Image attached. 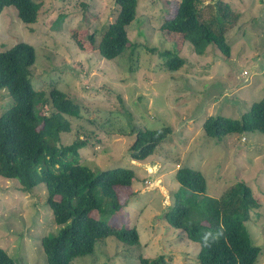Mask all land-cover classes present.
<instances>
[{
	"label": "rangeland",
	"instance_id": "374dc122",
	"mask_svg": "<svg viewBox=\"0 0 264 264\" xmlns=\"http://www.w3.org/2000/svg\"><path fill=\"white\" fill-rule=\"evenodd\" d=\"M38 1L42 7L34 23L21 22L12 6L3 9L0 50L20 41L31 44L36 55L31 67L34 87L48 94L55 85L80 106L79 117L66 116L70 131L60 134L58 144L85 140L80 164L94 170L128 167L136 176L132 185L115 188L121 209L109 223L135 226L139 243L125 245L109 235L95 243L91 254L77 256L70 264H140L139 256L160 254L166 264L195 263L198 244L162 218L180 189L175 178L180 167L204 175L208 197L218 198L237 181L251 187L259 206L246 227L260 247L254 264H264V133L228 134L216 140L202 127L210 115L240 118L264 96V0H224L239 13L226 32L229 57L213 44L202 55L187 42L177 50L162 36L159 27L173 16L180 0H138L135 19L126 26L135 46H129L127 57L114 59L99 55L88 36L95 32L99 42L118 12L115 0ZM164 50L183 58L182 67L168 71ZM7 102L6 92L0 91V114ZM164 125L172 131L161 146L144 160L132 159L135 131ZM46 197L42 183L21 191L15 180L0 175V247L16 264H47L41 239L59 226Z\"/></svg>",
	"mask_w": 264,
	"mask_h": 264
},
{
	"label": "trees",
	"instance_id": "16d2710c",
	"mask_svg": "<svg viewBox=\"0 0 264 264\" xmlns=\"http://www.w3.org/2000/svg\"><path fill=\"white\" fill-rule=\"evenodd\" d=\"M203 2L180 0L173 16L165 19L159 30L177 50L187 42L202 55L213 44L229 57L231 47L226 32L239 13L224 0ZM115 4L116 17L104 29L99 42L96 43L95 32L88 36L89 44L106 59L121 54L122 58L127 57L129 46H135L126 26L135 19L138 0H115ZM8 6L15 8L21 22L29 24L37 21L42 1L0 0V13ZM212 7L216 8L215 14L209 13ZM162 55L168 71H177L185 62L170 50H164ZM35 59V49L27 42L0 50V91L8 97L0 114V175L15 180L21 191L41 183L46 187V204L59 226L56 232L41 239L47 264H70L77 256L91 254L95 243L109 235L119 243L137 245L139 234L135 226L109 223V218L121 209L115 188L132 185L136 180L134 171L121 166L94 170L80 164L79 150L86 146L80 138L58 144L60 134L70 131L66 116L79 117L80 106L55 85L48 94L34 87L31 67ZM202 127L206 136L216 140L228 134L264 133V96L240 118L210 115ZM171 131L169 125L136 130L130 146L131 158L141 161L152 155ZM175 178L180 189L162 218L198 244L197 260L190 264H254L260 247L252 242L246 222L259 202L251 187L237 181L218 198H212L204 195L206 179L200 171L180 167ZM139 262L166 264L163 254L153 258L139 256ZM0 264H16L2 247Z\"/></svg>",
	"mask_w": 264,
	"mask_h": 264
}]
</instances>
